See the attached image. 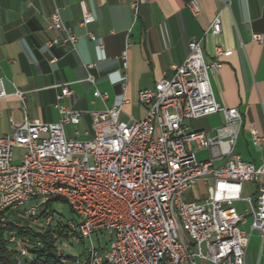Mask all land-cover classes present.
<instances>
[{
  "label": "built area",
  "instance_id": "2783aa9c",
  "mask_svg": "<svg viewBox=\"0 0 264 264\" xmlns=\"http://www.w3.org/2000/svg\"><path fill=\"white\" fill-rule=\"evenodd\" d=\"M148 2L131 0L135 18ZM80 5L81 25L87 27L95 18L86 1ZM187 8L194 17L200 15L198 0L190 1ZM50 19L48 29L61 31L64 38L48 41L47 47L75 49L78 39L64 24L59 11L55 10ZM210 30L213 35L221 33L219 15ZM90 38L103 48L94 35L90 34ZM253 41L262 44L264 35L254 34ZM130 46L127 35L122 53L125 62ZM225 54L232 53L217 46L216 61L207 64L200 41L192 40L184 63L171 67L173 77L140 93V103L146 109L142 120H122L120 105L90 112L93 137L88 140L67 137L65 125H78L81 113L60 104L59 123L13 124L11 133L0 137V228L14 233L11 244L20 243L22 237L15 228L24 225L9 218L8 203L18 201L20 209L26 198H35V205L25 214L28 227L41 233L40 221H48L57 232L58 222L42 214L46 198L61 196L78 220L64 222L69 238L54 239L56 252L67 254L63 248L66 244L84 246L78 257L67 254L64 264H85L86 253H93L95 264H197L198 260L247 264L246 249L252 232L258 231L264 239V159L255 166L235 153L243 116L238 109L216 101L210 80L211 73L222 69L220 57ZM94 67L87 66L89 70ZM88 80L94 83L92 75ZM2 86L0 69V97L5 96ZM24 94L17 91L16 96L24 99ZM71 95L68 85H64L59 99ZM94 96L108 99L98 90ZM218 113L224 115L232 129L227 139L193 130L189 124ZM250 130L253 143L263 147L264 136L254 127ZM16 148L25 151L20 165L14 164ZM200 151L208 152V159L199 160ZM222 160V165H215ZM61 179L80 183L87 197H79V191L56 189L55 181ZM197 182L207 187L205 199L184 202L182 195ZM245 184L257 186L255 199L243 197ZM239 201L248 205L243 214L235 207ZM96 204H104L107 215L93 213ZM248 217L252 222L246 231L241 226ZM85 230L97 232V243L89 242ZM104 237H112V246H104ZM23 240L20 255L27 254L26 246H32L29 236ZM35 245L41 246V242Z\"/></svg>",
  "mask_w": 264,
  "mask_h": 264
},
{
  "label": "crops",
  "instance_id": "0c3cea01",
  "mask_svg": "<svg viewBox=\"0 0 264 264\" xmlns=\"http://www.w3.org/2000/svg\"><path fill=\"white\" fill-rule=\"evenodd\" d=\"M81 1L0 0V69L5 93L0 97V137L11 133L13 124L59 123L62 116L57 104L81 113L78 125H65L67 137L73 139H91L90 112L115 105L121 106L122 120H142L146 109L140 103V93L153 89L164 78H172L171 67L184 63L189 43L197 40L207 64L216 61L217 46L232 53L220 57L222 69L210 74L212 90L218 103L238 109L243 116L235 153L245 162L262 164L264 146L253 143L250 129L254 127L264 136V42L253 41L254 34L264 35V0H198V17L187 8L192 0H149L140 7L138 18L131 0H84L95 18L87 27L81 25ZM55 10L77 37L75 49L47 47L48 41L64 38L61 31L48 29ZM218 15L222 30L213 35L210 29ZM90 34L103 48L91 40ZM127 35L131 46L125 62L122 53ZM88 65L95 67L89 70ZM89 75L94 83L88 80ZM64 85L72 95L59 99ZM96 90L107 94L108 99L96 98ZM17 91L25 93L24 99L16 96ZM189 124L193 130L220 139H227L232 131L222 113ZM197 157L206 160L208 152L200 151ZM195 193L197 200H202ZM256 193V185L243 186L244 198L255 199ZM235 204L241 205L240 209L235 206L241 214L248 207L245 201ZM251 222L248 217L241 228L249 231ZM245 261L264 264V239L258 231L250 236ZM197 264L213 263L198 260Z\"/></svg>",
  "mask_w": 264,
  "mask_h": 264
},
{
  "label": "trees",
  "instance_id": "16d2710c",
  "mask_svg": "<svg viewBox=\"0 0 264 264\" xmlns=\"http://www.w3.org/2000/svg\"><path fill=\"white\" fill-rule=\"evenodd\" d=\"M55 201L63 200L54 199L48 202L46 205V210L42 214V217H48L53 214L52 205ZM9 213V211H7ZM73 213V212H72ZM12 217L10 216V219ZM16 233L22 237L19 245L22 246L23 237L29 236L32 246L30 247V262L28 264H61L60 259L56 256L57 245L52 238V233H54L53 227H48L44 233H37L30 229L28 226H22L15 228ZM58 236L62 240H68L69 235L67 234L66 224L62 221H58L57 226ZM51 233V234H50ZM52 240V241H51ZM41 242L40 248L35 245V243ZM16 246L10 245L8 243L6 232L0 228V264H17L16 257L19 250Z\"/></svg>",
  "mask_w": 264,
  "mask_h": 264
},
{
  "label": "bare ground",
  "instance_id": "6f19581e",
  "mask_svg": "<svg viewBox=\"0 0 264 264\" xmlns=\"http://www.w3.org/2000/svg\"><path fill=\"white\" fill-rule=\"evenodd\" d=\"M55 188L56 189H62L67 192H77L79 191V197H87V190H81V184L80 183H73V181L68 180V179H61V180H56L55 181ZM54 199H60L61 196H50L46 198V205L48 204L49 201L54 200ZM35 198H26L25 199V206L32 201L34 202ZM32 202V203H33ZM35 205V203L31 204L30 206ZM19 209V202L18 201H11L7 205V215L10 213H16V210ZM93 213L96 215H107V208L105 207L104 204H96L93 205ZM9 215V218L11 216ZM14 218V217H12ZM49 227L48 221H40V232L44 233L45 230ZM51 234V233H50ZM6 237L8 240V243L10 245H18V244H11V242L14 241V233L13 232H6ZM85 237H89V242H96L95 239H97V232H92V230H85ZM52 238L54 239H59L58 232L52 233ZM52 241V240H51ZM104 246H112V237H104ZM30 247L31 246H26V253L27 254H18L16 257L17 264H28L31 259L25 258V257H30ZM40 248V246H37ZM56 256L60 259L61 264H64V261H67V254H61L60 252H56ZM29 259V260H28ZM85 264H95V257L93 256V253H86L85 254Z\"/></svg>",
  "mask_w": 264,
  "mask_h": 264
},
{
  "label": "rangeland",
  "instance_id": "374dc122",
  "mask_svg": "<svg viewBox=\"0 0 264 264\" xmlns=\"http://www.w3.org/2000/svg\"><path fill=\"white\" fill-rule=\"evenodd\" d=\"M24 153H25V151L22 149H19V148H16L14 150V164L20 165V163L22 161V156L24 155ZM201 184H202V182H197L195 190L192 189L188 192H185L182 195L183 201L186 203L196 201L197 198H196L195 191L201 195L202 199H205L206 194H207L206 187L203 184H202L203 185L202 186ZM209 184H211V182H209ZM32 202L27 204L26 206L20 208L16 213H12V214L10 213L11 217H14L15 219H17V221L22 223L24 226H28V220L26 219L25 214L29 212L30 205L33 203H36L35 200L33 203ZM235 206H237L238 209L241 208L240 204H235ZM52 211H53L52 217H53V220L55 222H58V221L65 222V221L73 220V219L78 220V218L72 213L71 208L66 203H64L62 201L53 202ZM96 240L97 239H95V241ZM96 243H97V241H96ZM20 248H21V246L18 244L16 246V249L20 250ZM63 248L68 255L78 257V256H80L84 246L78 245V244L70 246V245L66 244V245H64ZM25 258L30 259V257H28V256Z\"/></svg>",
  "mask_w": 264,
  "mask_h": 264
}]
</instances>
